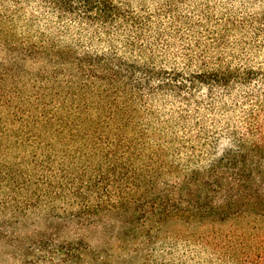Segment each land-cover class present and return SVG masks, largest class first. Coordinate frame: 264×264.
<instances>
[{"label":"trees","instance_id":"16d2710c","mask_svg":"<svg viewBox=\"0 0 264 264\" xmlns=\"http://www.w3.org/2000/svg\"><path fill=\"white\" fill-rule=\"evenodd\" d=\"M32 219L56 264L110 219L264 264V0H0V241Z\"/></svg>","mask_w":264,"mask_h":264},{"label":"rangeland","instance_id":"374dc122","mask_svg":"<svg viewBox=\"0 0 264 264\" xmlns=\"http://www.w3.org/2000/svg\"><path fill=\"white\" fill-rule=\"evenodd\" d=\"M13 28L14 33L20 32V30H15L17 29L16 26H13ZM6 29L10 30V28ZM11 32L13 33V31ZM29 32L34 35L33 31ZM42 65L27 68L31 72H34ZM34 222L35 220L33 219L29 220L24 227L18 230L19 239L16 242L0 241V264H56V261H53L45 252L48 248L45 245L39 244L41 236L35 233L38 229L42 228V225L38 223L34 224ZM107 223L109 225L107 229H105L103 224H99L89 229L85 234L89 246V251L84 256L87 264H142L143 254L132 255V252H135V246L140 248L134 242L137 239L122 240L123 235L121 237L116 236L118 226L116 221L110 219ZM174 250L170 251L168 248H161L157 253H154L153 263L162 264L170 254L174 258L178 256L182 258L186 257L185 260L188 264H194L204 256V254L184 253L183 247L178 251ZM192 256L197 257L193 258Z\"/></svg>","mask_w":264,"mask_h":264}]
</instances>
